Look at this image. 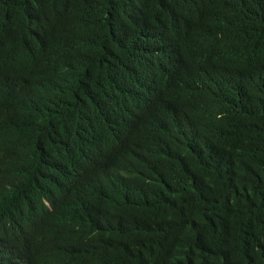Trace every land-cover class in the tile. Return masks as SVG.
Instances as JSON below:
<instances>
[{
	"label": "trees",
	"instance_id": "trees-1",
	"mask_svg": "<svg viewBox=\"0 0 264 264\" xmlns=\"http://www.w3.org/2000/svg\"><path fill=\"white\" fill-rule=\"evenodd\" d=\"M0 264H264V0H0Z\"/></svg>",
	"mask_w": 264,
	"mask_h": 264
}]
</instances>
